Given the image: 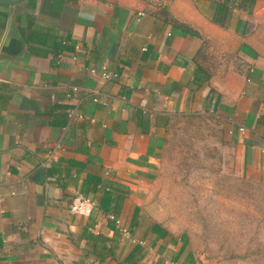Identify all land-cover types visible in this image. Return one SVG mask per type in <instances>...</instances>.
Returning a JSON list of instances; mask_svg holds the SVG:
<instances>
[{"label": "crops", "instance_id": "crops-1", "mask_svg": "<svg viewBox=\"0 0 264 264\" xmlns=\"http://www.w3.org/2000/svg\"><path fill=\"white\" fill-rule=\"evenodd\" d=\"M207 114L264 184V0L0 5V264H211L163 211L172 129Z\"/></svg>", "mask_w": 264, "mask_h": 264}, {"label": "rangeland", "instance_id": "rangeland-1", "mask_svg": "<svg viewBox=\"0 0 264 264\" xmlns=\"http://www.w3.org/2000/svg\"><path fill=\"white\" fill-rule=\"evenodd\" d=\"M216 116L179 121L166 157L163 211L211 264H264V184L241 177Z\"/></svg>", "mask_w": 264, "mask_h": 264}, {"label": "built area", "instance_id": "built-area-1", "mask_svg": "<svg viewBox=\"0 0 264 264\" xmlns=\"http://www.w3.org/2000/svg\"><path fill=\"white\" fill-rule=\"evenodd\" d=\"M112 75H113L112 72L106 74L108 78L111 77ZM95 209H96V202L79 192L74 195L72 202L70 204V210L73 214L84 217L90 216ZM124 232L125 234H128L126 229L124 230Z\"/></svg>", "mask_w": 264, "mask_h": 264}, {"label": "water", "instance_id": "water-1", "mask_svg": "<svg viewBox=\"0 0 264 264\" xmlns=\"http://www.w3.org/2000/svg\"><path fill=\"white\" fill-rule=\"evenodd\" d=\"M28 0H0V5L4 7H8L11 9V13L13 12L14 8L27 2Z\"/></svg>", "mask_w": 264, "mask_h": 264}, {"label": "trees", "instance_id": "trees-1", "mask_svg": "<svg viewBox=\"0 0 264 264\" xmlns=\"http://www.w3.org/2000/svg\"><path fill=\"white\" fill-rule=\"evenodd\" d=\"M66 48V46L65 45H63L62 47H60V48H58V50H57V52L59 51V50H63V49H65Z\"/></svg>", "mask_w": 264, "mask_h": 264}]
</instances>
